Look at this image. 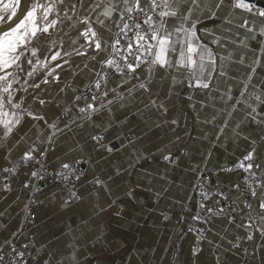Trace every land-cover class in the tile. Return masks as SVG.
I'll return each mask as SVG.
<instances>
[{
  "label": "snow or ice",
  "instance_id": "1",
  "mask_svg": "<svg viewBox=\"0 0 264 264\" xmlns=\"http://www.w3.org/2000/svg\"><path fill=\"white\" fill-rule=\"evenodd\" d=\"M237 10L243 20L235 25L229 17L236 15ZM209 20L219 21L221 27L213 30L203 27ZM240 29L244 30V39L237 40L241 36ZM258 38L264 42V7L258 6V0H0V152L7 161V166L0 168V185L9 190L13 179L31 170V179L36 183L25 180L23 188L31 189L35 195L49 179L62 182L65 187L52 190L41 203L50 204L64 197L61 207L67 210L84 198L74 185L86 177L90 161L86 146L78 145L83 149L80 157L71 155L68 162L60 164L59 171L49 172L48 154L61 136L89 123L92 143L112 153L116 149L102 143L104 136L93 131L96 127L91 123L94 116L109 112L101 121L106 131L114 125L113 103L120 102L123 107L127 97L151 96L154 88L159 93L163 87L165 96H178L187 87L191 94L186 98L191 102L196 91H211L216 77L226 76L233 62L229 48L238 43L247 49L245 41ZM260 51L264 53V44ZM260 62L257 55L256 63ZM239 63L243 66V58ZM256 71L250 68L239 97L232 95L229 87L223 95L217 91L218 102L212 101L219 107L218 114L223 119L221 132L229 125L230 118H237L231 139H248L241 137L237 129L251 127L256 132L251 140V151L238 160L233 169H228L242 171L244 175L228 189L218 186L214 193L211 189L201 191L199 213L192 218L204 225L219 218L243 230L242 236L237 235L229 242V251L240 249L244 240L253 242L250 254L247 248L243 249L244 255L250 256L248 264H257V255L264 249V243L254 242L257 237L264 241V169L257 163L256 149L264 140V127L261 126L264 125V84L254 82L252 74ZM76 77L79 79H74ZM61 80L65 82L55 99L39 97L41 83L47 85ZM120 88L125 91L119 92ZM250 88L259 91L249 92ZM68 95L71 99L65 101ZM29 98L32 104H56L61 115L46 119L31 106H26ZM146 107L149 111L153 108L168 111L159 95ZM191 107L195 110L206 105L201 102ZM215 119L214 115L211 122ZM30 121L34 123L29 126ZM41 123L43 126L38 127ZM171 123L175 125L177 121ZM25 127L32 133L31 137L24 131ZM45 132L47 139L42 140ZM10 140L15 143L9 145ZM119 144L123 147L124 140L119 139ZM21 148L23 151H19ZM68 156L66 153L65 157ZM163 159L167 163L175 162L171 153L163 155ZM120 174L117 170L116 175ZM111 179L103 180L94 174V179L87 182L91 186L90 190L86 189L89 196L93 192L109 194ZM127 195L135 199L132 191ZM161 195L157 193V200ZM213 195L216 200H212ZM99 202L106 207L97 208L93 204L88 219H80L85 229L83 235L89 239L80 245L81 234L69 228L72 243L65 246V254L56 264H108L94 255L86 261L81 258L83 249L89 245L95 252L97 247L106 249L108 244V232L101 226L109 214L107 208L113 207L116 201ZM35 203V200L29 201V204ZM208 203L213 207H207ZM25 207L29 209V205ZM162 215L168 219L166 214ZM25 218H31L30 209ZM189 231H196L200 239L207 228H189ZM18 246L23 250L18 251ZM201 251L193 249V257L198 260ZM56 255L47 246L36 248L32 242L20 245L18 233H10L7 239L0 240V264H52V260L45 257ZM134 256L135 252L129 251L128 264ZM216 259L219 264L220 257ZM237 264L244 262L240 260Z\"/></svg>",
  "mask_w": 264,
  "mask_h": 264
},
{
  "label": "crops",
  "instance_id": "2",
  "mask_svg": "<svg viewBox=\"0 0 264 264\" xmlns=\"http://www.w3.org/2000/svg\"><path fill=\"white\" fill-rule=\"evenodd\" d=\"M260 1L263 5L258 6L264 7V0ZM229 19L238 25L242 23L243 17L237 10V14ZM202 26L209 30L221 27L219 21L211 20ZM243 31L240 29L241 36L237 40L244 39ZM245 42L248 44L247 49H243L238 43L228 49L233 53V62L226 70V76H217L212 83L211 91H196L192 94L191 102L186 98L191 94L187 87L178 96H165L163 87L159 93L154 88L151 96L141 94L127 97L123 101V107L120 102L113 103L111 114L114 125L106 131L101 121L109 112L104 111L94 116L91 123L96 127L93 131L104 136L102 143L116 149L112 153L92 143L89 123H83L66 136H61L48 154V167L58 169L62 162H68L71 155L80 157L83 149L78 145L86 146L90 161L86 166L87 175L75 185V189L83 193L84 198L67 210L61 207L63 203L61 198L56 202L43 204L41 202L46 200L51 191L59 187L45 184L33 195L31 189L23 188L25 180L32 184L36 183L31 179V170L19 174L11 181L9 190H0V213H3L0 215V240L7 239L10 233H18L20 245L32 242L36 248L47 246L50 252L56 253L55 257H45L51 259L52 264H56L65 254V246L72 243L68 229L75 228L81 234L79 244L84 245L89 237L83 235L85 229L80 224L81 217L88 219L90 206L93 204L97 208L106 207L99 202L100 200L109 202L115 200L116 204L107 208L109 214L104 217L105 222L101 226L108 232L106 249L97 247L93 252L89 245L83 249L81 258L85 261L90 255H94L98 260L107 261L108 264H128V253L134 251L135 256L131 264H217V256L220 257L219 264H237L240 260L248 264L250 256L246 257L243 249L247 248L250 254L253 242L244 240L240 249L229 251V242H233L237 235L242 236L243 230L227 225L219 218L214 219L209 225L194 222L192 219L199 213L200 199L194 191L195 187L207 185L205 178L207 174L212 173L213 181L209 187L214 192L218 186L228 189L238 183L244 173L228 169L251 151V140L256 136L253 128L245 127L237 131L241 137L248 139H231L237 118H230L229 125L221 132L223 119L218 114L220 109L212 103L213 100L219 101L217 91L223 95L229 87L232 89L231 94L239 97L252 67L257 69L256 73L252 74L254 82L264 84V53L260 51L264 42L259 38ZM257 55L260 56V63H256ZM242 58L243 66L239 63ZM246 67L249 70H245ZM84 76L87 77V73H84ZM204 78L207 79V75ZM156 79L159 81V77ZM64 82L61 80L59 83L47 85L41 83L37 94L42 99H55ZM118 91L124 92L125 89L120 88ZM252 91L258 92L259 89L250 88L249 92ZM158 95L163 100L164 107L168 109L167 112L159 108L149 111L146 107L150 100L157 99ZM70 99V95L65 96V101ZM201 102L206 107H197L193 110L191 104L199 105ZM26 106H31L46 119H54L61 115L56 104L41 106L32 104L29 98ZM214 115L216 119L211 122ZM172 120H176L177 123L173 125ZM32 123L34 122L30 121L29 126ZM42 126V123L38 125ZM24 131L32 136L28 127H25ZM118 138L124 140L123 147L120 146ZM41 139H47V132L41 135ZM8 143L14 144L15 140ZM256 149L257 163L264 169V140L256 145ZM66 153L69 154L68 158L65 157ZM169 153L172 154L174 163L164 161L163 155ZM5 166L7 161L4 153L0 152V168ZM117 170L121 173L118 176ZM94 174L103 180L112 177L109 181L112 184L109 194L93 192L89 196L86 189L90 190L91 186L87 182L94 179ZM158 176L161 178L156 179ZM129 191H132L135 199L127 195ZM157 193L162 194L159 200ZM30 200H35L36 203L29 204ZM212 200H215L214 196ZM26 205H29L31 210L30 219L25 218L29 210L26 209ZM207 207L213 205L208 203ZM162 214H166L168 219L165 220ZM189 228H207V231L198 239L199 234L196 231H189ZM97 231L99 232V228ZM179 237L181 239L176 249L174 242ZM254 242L257 245L264 243L258 237ZM196 248L202 249L198 260L192 255L193 249ZM17 250L23 249L18 246ZM257 264H264V249L257 255Z\"/></svg>",
  "mask_w": 264,
  "mask_h": 264
},
{
  "label": "built area",
  "instance_id": "3",
  "mask_svg": "<svg viewBox=\"0 0 264 264\" xmlns=\"http://www.w3.org/2000/svg\"><path fill=\"white\" fill-rule=\"evenodd\" d=\"M62 119H63V117H62ZM235 165H236V163L234 164V165H232V166H230V169H233L234 167H235ZM49 172H54V171H59L60 170V168H58V169H51L50 167H48V169H47ZM208 176H206V178H205V182L207 183V185H205V186H203V185H197L196 187H195V189H194V191H195V193H196V195L198 196V198L200 199V201H201V195H200V193H201V191H208L209 189H211L209 186L212 184V181H213V173L212 174H207ZM244 175V174H243ZM243 177V176H242ZM242 177H241V179H242ZM45 184H49V185H55V186H58L59 187V189H62V188H64L65 187V185L62 183V182H58V181H56L55 179H49V180H47L46 181V183ZM75 185H76V183H75ZM75 185H74V187H75ZM68 187H73L72 185H68ZM0 190H3V187H2V185H0ZM212 190V189H211ZM241 191H243V187H241ZM212 192L214 193V191L212 190ZM214 196V198H215V200L217 199V197L215 196V195H213ZM64 199V197H61V200H63ZM180 237L174 242V247L177 249L178 248V244H179V242H180Z\"/></svg>",
  "mask_w": 264,
  "mask_h": 264
},
{
  "label": "water",
  "instance_id": "4",
  "mask_svg": "<svg viewBox=\"0 0 264 264\" xmlns=\"http://www.w3.org/2000/svg\"><path fill=\"white\" fill-rule=\"evenodd\" d=\"M254 2H256V0H254ZM258 4L263 5V2H261L260 0H258Z\"/></svg>",
  "mask_w": 264,
  "mask_h": 264
}]
</instances>
